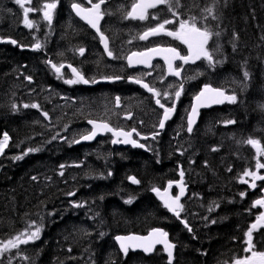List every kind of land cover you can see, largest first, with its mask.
Listing matches in <instances>:
<instances>
[{
    "label": "trees",
    "instance_id": "trees-1",
    "mask_svg": "<svg viewBox=\"0 0 264 264\" xmlns=\"http://www.w3.org/2000/svg\"><path fill=\"white\" fill-rule=\"evenodd\" d=\"M180 4V12L198 20L206 14L203 9L214 6L219 19L203 21L220 33L209 43L217 61L208 69L215 77L209 83L235 94L237 102L203 113L183 143L187 129L180 137L171 135L177 145L169 134L151 141L148 151L115 149L107 139L84 148L38 137L36 113L29 116L23 109L29 103L25 90L15 98L6 94L14 90L24 57L18 48L0 45V139L3 133L10 137L0 156V241L24 232L32 222L41 228L38 240L5 252L0 264H168L162 250L150 258H125L115 243L116 236L154 228H163L176 243L175 264H226L246 254V233L262 211L254 204L263 198L264 185L240 182L257 163L256 149L247 140L264 145V0ZM42 5V0L31 3L38 10ZM24 27L22 9L13 0H0V38L22 45ZM32 93L40 99L42 91ZM64 94L78 97L71 90ZM75 107L63 118V128L74 123L79 136L83 115ZM259 159L264 163V156ZM181 169L188 197L178 218L152 189L165 191L169 182L180 181ZM131 176L139 186L129 183Z\"/></svg>",
    "mask_w": 264,
    "mask_h": 264
},
{
    "label": "flooded vegetation",
    "instance_id": "flooded-vegetation-1",
    "mask_svg": "<svg viewBox=\"0 0 264 264\" xmlns=\"http://www.w3.org/2000/svg\"><path fill=\"white\" fill-rule=\"evenodd\" d=\"M42 1L44 4L49 3V0ZM53 2L57 3V7L53 12L52 22L48 23L43 19L42 9L38 13L39 28L26 29L27 40H24L25 43L22 45L19 43L17 45L25 64L16 74L19 76L16 77V82L18 86H23L22 91L25 90L27 93L26 100H29L27 103L29 107L25 108V112L29 113V116L33 115L32 112L36 113L34 132L38 137H56L61 144L66 141L77 147L74 141L91 132L87 122L94 120L109 123L113 128L125 131L135 128L140 135L135 134L134 139L139 140L142 131L146 129L139 120L142 115L146 116L150 123L155 124V131L150 136L156 133H158L157 138L166 134L178 136L179 132L185 130L187 117L195 97L193 93L205 84L203 73L206 70V61L199 60L194 64L186 65L182 61H176V65L183 67V72L181 77H175L168 74L164 61L156 60L152 64L153 67L148 69L149 67L146 66H131L127 59L134 52L145 51L152 47H176L181 54H187L186 45L166 35L149 37L147 40L139 39V36L148 28L154 27L164 19H172L171 13L163 12L160 20L152 19L151 16V14L159 15L157 10L150 11L148 20L126 19L125 15L130 11L134 0H106L101 7L104 17L100 31L108 38L109 50L113 53L110 57L103 48L99 35L88 24L80 20L73 11L74 3L90 7L87 0H53ZM95 2L97 0H93V3ZM167 27L174 30L178 25ZM31 32L34 35H29ZM36 32H38L37 37ZM37 42L42 45L40 49L34 47ZM81 48L85 50L83 55L79 52ZM49 61L57 66L63 64L61 72L57 73L48 63ZM72 68L87 79L91 86H86L84 83H65L67 79H75ZM41 76L45 81L41 79ZM28 77L31 79L29 80ZM115 77H120V79H115ZM190 77L194 78L190 79ZM136 78L142 79L144 83L155 87L161 93L165 91L174 93L180 83L184 85L181 97L175 102L174 116L161 133L159 132V121L162 119L163 109L155 103L156 97L153 94L133 82ZM93 80L96 82L93 83ZM106 80L119 81L110 84L99 83ZM37 89L42 91L40 99H36L35 94L32 93V91L37 93ZM64 90L78 92V96L90 95L92 99H98L97 102L105 101L107 104L111 101L116 103V98L119 97V103L115 105L116 115L107 117L108 109L99 107L97 117L81 123L82 134L78 136L74 126L65 128L68 129L65 130L63 118L68 116L72 101L65 96ZM111 92H115V97L107 95ZM130 100L133 105H140L142 110L130 106ZM161 103L168 107L173 106L171 98L164 99L161 96ZM33 104H38L39 107H31ZM45 112L48 114L47 117L44 116ZM127 113L131 115V118H128ZM174 193L178 195L177 191ZM180 202L184 205L185 200H180ZM253 243L256 250H263L256 239Z\"/></svg>",
    "mask_w": 264,
    "mask_h": 264
},
{
    "label": "snow or ice",
    "instance_id": "snow-or-ice-1",
    "mask_svg": "<svg viewBox=\"0 0 264 264\" xmlns=\"http://www.w3.org/2000/svg\"><path fill=\"white\" fill-rule=\"evenodd\" d=\"M106 2V0H97V2L93 3V0H87V3L90 7H84L80 3H74L72 7L75 9L76 14L80 16L82 19L87 21L92 28L96 29L98 33H100V38L104 43L105 50L107 51L108 56L112 57L113 53L108 50V38L104 35L103 32L100 31V21L104 17V12L101 10V6ZM32 0H15V4L18 5L22 9L23 22L26 27L29 29L33 28L34 21L29 19V14L38 11L37 8L31 7ZM165 6L167 10L172 14L173 19H164L154 27L148 28L143 32L142 35L139 36L141 40H147L149 37H155L159 35H166L171 37L177 41H180L183 45L187 47V54H181V52L176 47H152L148 48L145 51L134 52L131 56L127 57L129 64H142L147 67H153L151 61L153 58L159 56L162 57L163 60L167 64V71L169 75L175 77H181L183 72V67L176 65V61H182L183 64L196 63L199 60L207 61L210 67H215L217 61L214 59L213 51L209 50V41L213 39V36L218 37L220 35L219 32L213 33L209 30L207 25L203 23L209 17L213 20L219 19L216 14L215 8L207 7L203 9L202 16L198 20L195 16H189L186 19L181 18V13L179 8L182 6L180 4V0H134L131 5L130 11H128L125 15L126 19H135V20H148L150 16V9H157L160 6ZM175 5V6H174ZM57 7L56 2L46 3L42 6L43 9V19L48 23H51L53 20V12ZM152 19L159 20V16L157 14H151ZM168 25H178L174 30L169 29ZM199 25V26H198ZM11 43L16 44L15 40H12ZM35 49H40L42 45L37 42L34 45ZM84 49H79L81 55L84 54ZM216 52L220 51V48L217 46L215 48ZM135 58V60L133 59ZM48 63L51 64L52 68L55 69L57 73L61 72V69L64 67L63 64L57 66L56 64H52L51 61ZM71 67V65H69ZM72 73L75 76V79H67L64 82L67 84H77V83H89L87 79H85L75 68H72ZM149 75L151 73H148ZM244 77H249V73L245 71L243 73ZM194 78V77H190ZM30 80L31 77H28ZM115 79H120V77H115ZM95 83L96 81H92ZM134 83L140 84L142 87L147 89L150 93L156 97L155 103L159 105L161 109H163L162 119L159 121V128L163 129L165 127V122L169 120L172 115L175 113V102L179 100L183 91L184 85L180 83L177 87V90L174 93H170L165 91L161 93L155 87L149 86V84L144 83L142 79L136 78ZM161 96L164 99L171 98L173 101V106L168 107L164 103H161ZM117 103H119V97L116 98ZM196 104L193 105L190 114L187 117V132L191 133L193 131V126L196 123V119L199 115V108L201 107H210L213 104H222L225 101L230 103L237 102V96L235 94L227 95L225 90L222 88H214L211 85H204L203 89L199 92V94L195 97ZM17 106L13 105L15 109ZM25 108L29 107V105L25 104ZM33 108H38V104L31 105ZM47 113H44V116L47 117ZM131 115L129 114V117ZM93 125V130L82 136L83 140H92L96 137L98 133L101 132H110L116 139H113L112 143H125L131 144L134 147H145L143 144H139L137 140L132 139L133 133L137 136L140 133L136 132V129L133 128L131 131H125L123 129H116L109 126L104 122H96V121H88ZM227 123H235L234 121H228ZM158 133L153 135V139H155ZM55 138V137H54ZM147 139V137H143ZM10 137L7 133H3V138L0 139V155L4 153V150L9 145ZM75 143H79L80 141H74ZM247 143L253 146L256 149L257 153V163L255 165V171L247 170L241 177V183L248 184L249 181L244 179V177H251L252 183L251 187L255 188L257 185L255 181H264V175L260 174V170L264 169V163L260 162V157L264 156V145L261 144L260 141L249 139ZM214 151L216 149H213ZM29 151H33V149H29ZM38 151V149H36ZM22 157H16V159H21ZM63 167V166H62ZM231 171V169H229ZM63 173H61L62 175ZM181 177V181L178 182L179 185V195L171 196L168 191L165 190L161 192L159 188H153L152 190L160 197L163 201V205L169 211L174 213L178 218L183 211V204L180 202L181 197L185 194V188L183 185V177L185 175L184 171L181 169L179 173ZM133 183L139 184L140 181L135 177L130 178ZM173 182L168 183V188H172ZM69 195H75V193H69ZM241 195H245V193H241ZM131 203L132 201H127ZM80 207L81 205H76ZM254 206H260L264 208V198L257 199L255 201ZM185 227H187V222L184 221ZM35 228L32 231V228ZM258 227H264V212H261L259 216L256 218V222L251 224L250 230L246 233L247 247L245 249L246 252L250 253V255L245 256L243 258L236 259L234 264H264V250H256L255 244L253 243V231ZM191 229H189L190 231ZM41 228L40 226L35 225V222L29 225V229L21 232L13 238L8 239L7 241H0V256H2L5 252H10L12 249H18L20 245H26L29 242H34L40 238ZM168 232L156 228L153 229L152 232L148 236H117L116 240L120 242V248L123 253L127 255L129 249L136 250L141 249L144 253L150 254L156 248V245H162L164 250L167 252L169 258V264H172L173 258V249L175 248V244L171 243L168 239Z\"/></svg>",
    "mask_w": 264,
    "mask_h": 264
},
{
    "label": "bare ground",
    "instance_id": "bare-ground-1",
    "mask_svg": "<svg viewBox=\"0 0 264 264\" xmlns=\"http://www.w3.org/2000/svg\"><path fill=\"white\" fill-rule=\"evenodd\" d=\"M18 34H21V32L19 31V33ZM20 38H22V39H24V40H26L27 39V36L26 35H24L23 33H22V35L21 36H19ZM11 40H14V39H12V38H10ZM209 75V74H208ZM42 77V76H41ZM43 80H44V78H43ZM45 81V80H44ZM199 94L198 92H194L193 93V95L196 97L197 95ZM109 97H115V92H111V93H109V94H107ZM89 97H78V98H75V97H73V96H71V97H68V99L70 100V101H72V103L76 106L75 108L76 109H78V107L81 105L82 106V104L83 103H88L89 105H91V110L93 111V117H97V115L96 114H98V109H99V103L97 102L98 100H94V99H92V97L90 96V95H88ZM228 102V101H227ZM230 102H228V104H229ZM85 112H87V111H84V112H81L82 114H80V115H83V116H79L80 118H82V119H84V118H86L87 116H89V115H84V113ZM201 115H202V113H201ZM202 117V116H201ZM140 121H141V123L143 124L142 126L143 127H145L146 129L144 130V131H142V135H141V137L143 138V137H148V136H150L151 135V133L152 132H154L155 131V124H152V123H150V121L148 120V118L146 117V116H144V115H142V117L139 119ZM180 126H181V124H180ZM192 133H194V132H191V133H188L187 131H185V138H184V140L182 141V143L185 141V139H186V137H187V135H190V134H192ZM171 136V135H170ZM104 139H107V140H109V142H110V144H111V146L113 147V148H115V149H133V150H142V151H148V148H150L151 146H152V144H151V141H149V140H146V139H139V140H137V142L139 143V144H143V145H145V147H143V148H141V147H134V146H127V145H125L124 143H118V144H113L112 143V141H113V138L112 137H103L102 139H100L99 141H101V140H104ZM171 140L173 141V143H174V145H177V144H179V142H177L176 141V139H175V137L174 136H171ZM98 141V142H99ZM97 142V143H98ZM96 143V144H97ZM131 177H135V176H131ZM131 177H129V183L132 185V183H131ZM136 178V177H135ZM137 179V178H136ZM138 180V179H137Z\"/></svg>",
    "mask_w": 264,
    "mask_h": 264
},
{
    "label": "water",
    "instance_id": "water-1",
    "mask_svg": "<svg viewBox=\"0 0 264 264\" xmlns=\"http://www.w3.org/2000/svg\"><path fill=\"white\" fill-rule=\"evenodd\" d=\"M101 7H102V6H101ZM73 10H74V13L76 14V11H75L74 8H73ZM76 15H77V14H76ZM77 17H78L79 19H81L83 22H85L86 24H88L87 21H85L84 19H82L80 16L77 15ZM101 21H102V20H101ZM101 21H100V24H101ZM88 25H89V24H88ZM89 26L91 27V25H89ZM99 26H100V25H99ZM91 28H92V27H91ZM92 29H94V28H92ZM94 31H95L97 34L100 35V33H98V32L96 31V29H94ZM11 41H12V40H4V41H2L1 43H2V44H13V43H11ZM13 45H14V46H17V43H16V44H13ZM102 45H103V48L105 49L103 41H102ZM108 50H109V45H108ZM105 51H106V50H105ZM106 52H107V51H106ZM133 59L135 60V58H133ZM155 60H163V58L157 56V57H155V58L152 59L151 63H152L153 61H155ZM130 65L133 66V65H142V64H135V63H133V64H130ZM108 83H110V82H108ZM146 90H147V89H146ZM147 91H148V90H147ZM226 103H227V101H225V102L222 103V104H213V105H211L210 107H201V108H199V115H198V117H197V119H196V123H195V125L193 126V131H194V129L199 125L200 117H201V112H208V111H212V110L217 109V108H222L223 106L226 105ZM194 104H196V100H195V99H194V101H193V105H194ZM170 119H171V118H170ZM170 119H169V120H170ZM169 120H167V121L165 122V126H166V124L168 123ZM90 126H91V128H92V130H93V125L90 124ZM109 126H110V125H109ZM164 128H165V127H164ZM164 128H163V129H160V130H164ZM193 131H192V132H193ZM108 134L112 135V133H110V132H101V133H98V134L96 135V137H95L94 139H92V140H83V139H81V140H79L80 142L77 143V145H92V144H94L98 139L103 138V137H105V136L108 135ZM112 136H113V135H112ZM113 138L116 139V137H114V136H113ZM132 139H133V136H132ZM116 144H118V143H116ZM116 144H115V145H116ZM124 144H125V143H124ZM125 145H127V146H129V145L132 146L131 144H125ZM131 183H132V185H134V186H138V185H139V184L133 183L132 180H131ZM177 187L179 188V185H177ZM186 195H187V192L185 191V194H184L181 198H185ZM263 195H264V191H263ZM159 229H162V228H159ZM162 230H164V229H162ZM164 231H165V230H164ZM151 232H152V230H151L148 234H146V235L130 234V235H119V236H148ZM168 234H169V233H168ZM168 239H169V241L171 242L170 235L168 236ZM115 242H116V244H117V246H118V248H119L121 254H122L124 257L129 256V254H130L131 252H132V253H142V254H144L146 257H151V256H153V255L155 254V252H156V250H157L158 248H161V249L164 251L166 257L168 258L167 252L164 250V248H163L162 245H156V248H155L154 251H153L152 253H150V254H146V253H144L141 249H136V250L129 249L127 255H125V254L123 253L122 249L120 248V242L117 241L116 238H115ZM171 243H172V242H171ZM175 254H176V245H175V248L173 249L172 264H174V262H175ZM168 264H169V258H168Z\"/></svg>",
    "mask_w": 264,
    "mask_h": 264
},
{
    "label": "rangeland",
    "instance_id": "rangeland-1",
    "mask_svg": "<svg viewBox=\"0 0 264 264\" xmlns=\"http://www.w3.org/2000/svg\"><path fill=\"white\" fill-rule=\"evenodd\" d=\"M13 2L15 3V0H13ZM40 11H42V9L41 10H39V12ZM35 14V15H34ZM32 17H34V18H37V19H40V16H39V14H38V12H35V13H30L29 14V19H32ZM183 19V18H182ZM35 36L37 37L38 36V32H36L35 33ZM207 67H208V69H209V65H208V63H207ZM203 78L204 79H207L208 81L209 80H212V81H215V77H212V76H209L208 74H207V71H205V74H203ZM20 86H18V83H14V86L12 87V88H14V90L13 91H11V90H8L7 92H6V94L7 95H12L13 96V98H15V97H19L20 96V92H22V89L23 88H19ZM15 92L16 93H18L19 95L17 96L16 94H15ZM2 93V92H1ZM0 93V94H1ZM99 103V107L100 108H103V107H105V108H109L108 107V105L105 103V102H98ZM113 105H114V103H113ZM129 105L130 106H132L134 109H138V110H142V107L140 106V105H138V104H135L134 106H133V104H132V100H130L129 101ZM71 109L73 108V105H72V107H70ZM90 108H91V105H89L88 103H83L82 104V106L80 105L79 107H78V109H77V112L79 113H81V112H84V111H90ZM110 110V109H109ZM76 112V113H77ZM110 113H111V115H113V116H115L116 115V113L113 111V110H111L110 111ZM90 116H92V115H90ZM142 117V116H141ZM140 117V118H141ZM72 126H75L74 125V123H72ZM68 127H71L70 125H67L65 128H68ZM65 130H68V129H65ZM73 138H75L74 136H72ZM1 156V155H0ZM261 175H264V174H261ZM244 179H246V180H248L249 182H250V185H251V183H252V180H251V177H244ZM260 181L258 180V181H255V183L256 184H258ZM168 193H169V195H171V196H176L177 194H175L174 193V190L172 189V188H170V189H168ZM161 202H163L162 200H161ZM261 212H264V208H262V211ZM260 212V213H261ZM259 213V214H260ZM37 226H39V225H37ZM259 229H261V227H258L257 229H255V230H252L253 231V235H254V240L256 239V242H258L259 243V245L261 246V247H263V250H264V232H260V234L256 237L255 236V231H258ZM35 230V228L33 227L32 228V231H34ZM250 230V229H249ZM254 240H253V242H254ZM248 255H250V253H248V252H246V254L245 255H243L241 258H243V257H245V256H248ZM236 259H234L233 261H231V262H229V263H226V264H234V261H235Z\"/></svg>",
    "mask_w": 264,
    "mask_h": 264
}]
</instances>
